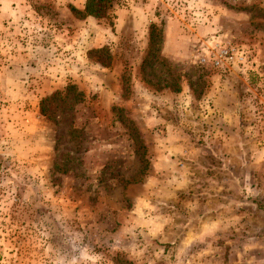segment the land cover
<instances>
[{
	"label": "rangeland",
	"instance_id": "rangeland-1",
	"mask_svg": "<svg viewBox=\"0 0 264 264\" xmlns=\"http://www.w3.org/2000/svg\"><path fill=\"white\" fill-rule=\"evenodd\" d=\"M3 2L0 264H264V0Z\"/></svg>",
	"mask_w": 264,
	"mask_h": 264
},
{
	"label": "trees",
	"instance_id": "trees-1",
	"mask_svg": "<svg viewBox=\"0 0 264 264\" xmlns=\"http://www.w3.org/2000/svg\"><path fill=\"white\" fill-rule=\"evenodd\" d=\"M114 0H84L83 1V6L82 9H76L72 6H69L68 9L77 17L79 20H83L87 17L91 19H103L108 10L111 8L112 3ZM153 30L152 26H150L149 32H148V41H147V49L145 52V56L153 55V52L155 51L153 49ZM153 59H161V57L158 55L157 58L153 56ZM162 60V59H161ZM167 73L172 82L167 83L166 85L170 88L171 91L173 92H178L179 91V85H178V74L175 73L173 69L170 67H167ZM74 85L71 83H67L66 85V90L73 88ZM62 91H53L47 95H45L43 98L40 99V104H39V113L41 115H46L47 112L44 108V103L49 102L52 100L56 95H59ZM0 160H2L0 158Z\"/></svg>",
	"mask_w": 264,
	"mask_h": 264
},
{
	"label": "crops",
	"instance_id": "crops-1",
	"mask_svg": "<svg viewBox=\"0 0 264 264\" xmlns=\"http://www.w3.org/2000/svg\"><path fill=\"white\" fill-rule=\"evenodd\" d=\"M4 1H6V3H5V5H7L9 8L10 7H19L20 6V1L21 0H4ZM62 2L61 3H59V5L60 6H62V7H64V8H67L68 9V7L69 6H72V7H74V8H76V9H82V6H83V1L84 0H61ZM56 2V1H55ZM56 3H58V2H56ZM0 4H4V2H3V0H0ZM58 8V7H57ZM69 10V9H68ZM0 12H1V7H0ZM84 20H88V21H94V22H96V19H91V18H89V17H87V18H85V19H83L82 21H84ZM7 23L9 22L8 20L6 21ZM11 23H13L12 21L11 22H9V25H8V27H11L12 26V24ZM7 27V28H8ZM29 57H31L30 56V54H29ZM36 57V56H35ZM49 57V56H48ZM60 58H57L58 60H61V62H62V60L63 59H65V58H62V55L61 56H59ZM32 58H34V57H32ZM43 58L44 57H40L39 56V58H35L36 60H37V63L38 64H40L41 63V61L43 60ZM69 61V60H68ZM40 62V63H39ZM45 63H43L42 65L40 64V67H38L36 70L38 71H36V73L34 72L35 70L33 69V68H31V67H28L27 68V70H25L22 74L23 75H25L26 77H30L31 75H38V76H42V77H44V76H46V75H53V76H56V75H59V74H61V71H62V68H61V70H58L55 66V62H53V61H51L50 59H46L45 61H44ZM47 62H50L49 64L47 63ZM54 64V65H53ZM57 66H59V65H57ZM64 72H66V70H65V68H64ZM45 74V75H44ZM36 113V111H35V109H29V110H25V111H20V114H22V115H20V116H30V115H33V114H35Z\"/></svg>",
	"mask_w": 264,
	"mask_h": 264
},
{
	"label": "built area",
	"instance_id": "built-area-1",
	"mask_svg": "<svg viewBox=\"0 0 264 264\" xmlns=\"http://www.w3.org/2000/svg\"><path fill=\"white\" fill-rule=\"evenodd\" d=\"M235 53L230 47L214 45L209 48V51H205L199 57V62L209 63L213 67L222 68L226 63L233 61Z\"/></svg>",
	"mask_w": 264,
	"mask_h": 264
}]
</instances>
